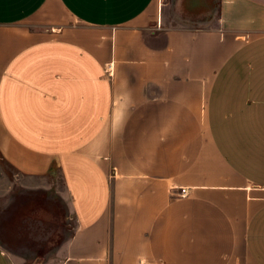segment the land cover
<instances>
[{
  "label": "crops",
  "instance_id": "1",
  "mask_svg": "<svg viewBox=\"0 0 264 264\" xmlns=\"http://www.w3.org/2000/svg\"><path fill=\"white\" fill-rule=\"evenodd\" d=\"M213 9L0 0V161L72 226L33 264H264V0Z\"/></svg>",
  "mask_w": 264,
  "mask_h": 264
},
{
  "label": "rangeland",
  "instance_id": "2",
  "mask_svg": "<svg viewBox=\"0 0 264 264\" xmlns=\"http://www.w3.org/2000/svg\"><path fill=\"white\" fill-rule=\"evenodd\" d=\"M169 13L179 22H206L215 12L214 0H165ZM0 170L12 183L0 195V245L23 264L41 261L69 235L71 224L66 201L58 193L60 178L47 177L42 189L30 190L28 181L7 169L0 161Z\"/></svg>",
  "mask_w": 264,
  "mask_h": 264
},
{
  "label": "built area",
  "instance_id": "3",
  "mask_svg": "<svg viewBox=\"0 0 264 264\" xmlns=\"http://www.w3.org/2000/svg\"><path fill=\"white\" fill-rule=\"evenodd\" d=\"M111 65H109L108 69H109V72L111 73ZM180 195L181 196H187V189H180Z\"/></svg>",
  "mask_w": 264,
  "mask_h": 264
}]
</instances>
